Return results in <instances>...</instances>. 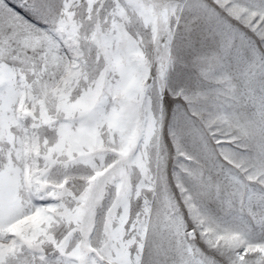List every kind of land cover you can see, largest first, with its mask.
<instances>
[{
	"label": "snow or ice",
	"instance_id": "obj_1",
	"mask_svg": "<svg viewBox=\"0 0 264 264\" xmlns=\"http://www.w3.org/2000/svg\"><path fill=\"white\" fill-rule=\"evenodd\" d=\"M0 264H264V0H0Z\"/></svg>",
	"mask_w": 264,
	"mask_h": 264
}]
</instances>
